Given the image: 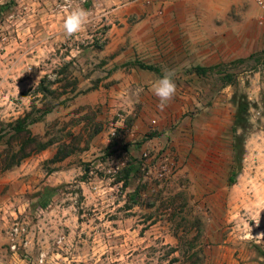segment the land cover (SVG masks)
<instances>
[{"label": "rangeland", "instance_id": "rangeland-1", "mask_svg": "<svg viewBox=\"0 0 264 264\" xmlns=\"http://www.w3.org/2000/svg\"><path fill=\"white\" fill-rule=\"evenodd\" d=\"M193 1L0 0V264H264V29ZM164 19L186 57L147 56Z\"/></svg>", "mask_w": 264, "mask_h": 264}, {"label": "crops", "instance_id": "crops-1", "mask_svg": "<svg viewBox=\"0 0 264 264\" xmlns=\"http://www.w3.org/2000/svg\"><path fill=\"white\" fill-rule=\"evenodd\" d=\"M198 2L200 3V0L199 1H193V3L190 4V7H196L198 5ZM149 22V20H146V19H142L140 21L141 25H144V23H147ZM152 22H155L153 23V25L157 24L158 22H164L163 25L166 26L162 32V34H167L169 37H177L176 39V47H174L172 45V49H170L171 47V39L170 41L167 40V41H163L162 43V50H161V54L159 53V49H156V46L154 44H150V43H147L146 46L147 48H151L148 53H147V56L148 57H155V56H158V55H161V57H167V58H184L186 57V55H188V50L187 48H191L193 46L194 48V45H193V42L191 40H187L186 39V24L184 23L185 21L184 20H181V19H175V20H170V19H164V20H159V21H152ZM191 25L194 24H199V21L197 20H193V23H190ZM146 34H150L153 32V34H159V32L156 30V29H147L145 30ZM193 34H196V31H190L189 35L190 36H193ZM191 41V44L190 45H187V42H190ZM201 49V47L199 48ZM193 57H199L201 58V54L200 53H197L195 54V56L193 55ZM180 66V65H179ZM185 80V78H183V81ZM195 80V79H193ZM142 84L144 83V81L142 80L141 81ZM213 256L214 258L216 259V261L220 262V264H223L224 261H227V263L229 264V261L231 260V254H229V252L227 251V249L223 252L220 248H216L215 251L213 252ZM245 260V262H243V264H255L254 262L250 261V260H247L246 258L243 259Z\"/></svg>", "mask_w": 264, "mask_h": 264}, {"label": "clouds", "instance_id": "clouds-1", "mask_svg": "<svg viewBox=\"0 0 264 264\" xmlns=\"http://www.w3.org/2000/svg\"><path fill=\"white\" fill-rule=\"evenodd\" d=\"M90 15L91 13L82 7L72 9L63 22L65 35L71 37L79 33L87 24L91 23ZM151 90L154 96L158 98V106L163 109L176 94L173 74L166 71L163 76L152 82Z\"/></svg>", "mask_w": 264, "mask_h": 264}, {"label": "built area", "instance_id": "built-area-1", "mask_svg": "<svg viewBox=\"0 0 264 264\" xmlns=\"http://www.w3.org/2000/svg\"><path fill=\"white\" fill-rule=\"evenodd\" d=\"M256 8V24L264 29V0H250Z\"/></svg>", "mask_w": 264, "mask_h": 264}, {"label": "trees", "instance_id": "trees-1", "mask_svg": "<svg viewBox=\"0 0 264 264\" xmlns=\"http://www.w3.org/2000/svg\"><path fill=\"white\" fill-rule=\"evenodd\" d=\"M238 111H239V110H238ZM239 120H240V111L237 113V116H236V119H235L236 123H238ZM17 130H18V129H17ZM19 130H20V131L22 130V125L19 127Z\"/></svg>", "mask_w": 264, "mask_h": 264}]
</instances>
